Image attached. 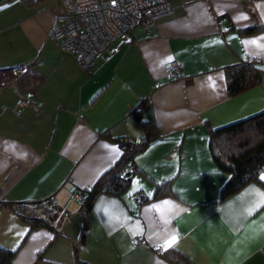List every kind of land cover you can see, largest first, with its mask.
I'll return each mask as SVG.
<instances>
[{
	"label": "crops",
	"instance_id": "0c3cea01",
	"mask_svg": "<svg viewBox=\"0 0 264 264\" xmlns=\"http://www.w3.org/2000/svg\"><path fill=\"white\" fill-rule=\"evenodd\" d=\"M170 2L150 32L138 25L86 67L49 35L60 0H0V68L30 63L39 76L23 107V94L0 82V247L14 251L9 264H175L154 244L195 264H264V178L221 197L229 174L208 146L209 125L264 108V69L233 95L224 71L243 59L264 68V27L241 31L264 24V0ZM171 59L182 78L167 75ZM144 119L156 135L134 154L137 172L119 194H95L80 239L76 190L120 157L118 138L145 135ZM169 178L171 191L152 197ZM49 198L69 211L56 232L30 228L2 204Z\"/></svg>",
	"mask_w": 264,
	"mask_h": 264
},
{
	"label": "trees",
	"instance_id": "16d2710c",
	"mask_svg": "<svg viewBox=\"0 0 264 264\" xmlns=\"http://www.w3.org/2000/svg\"><path fill=\"white\" fill-rule=\"evenodd\" d=\"M244 1L246 4L250 3V0ZM261 27H264V24L246 26L241 28V31L249 32ZM263 69L261 65L252 59H243L239 63L226 66L224 71L228 92L232 95L237 94L255 85L261 80ZM38 77L34 74L30 63L0 68V82L2 84L12 83L29 99H33L31 91L36 86ZM142 124L146 131L144 133L145 138H118L117 141L121 148L120 157L97 178L94 184L76 190L77 193L82 194V199L78 200L79 205L77 208V212L81 215L83 221L80 239L83 238L88 225V210L95 194L100 191L119 194L128 187L132 175L137 172L138 169L134 166V154L143 149L149 143L150 138L156 135L151 121L144 119ZM208 146L218 166L229 174L221 185V197L236 191L251 179L262 181L260 173L264 171V108L220 126L209 125ZM143 175L146 176L147 174L143 173ZM170 180L169 178L156 182L151 196L170 192ZM2 204L27 221L30 228L44 224L52 227L55 232L64 220L63 215L69 213L68 210H65V212L51 198L44 200H11ZM13 253V250L0 247V264H9ZM161 253L165 254L175 264H195L188 254L176 247H167Z\"/></svg>",
	"mask_w": 264,
	"mask_h": 264
},
{
	"label": "built area",
	"instance_id": "2783aa9c",
	"mask_svg": "<svg viewBox=\"0 0 264 264\" xmlns=\"http://www.w3.org/2000/svg\"><path fill=\"white\" fill-rule=\"evenodd\" d=\"M172 10L170 0H60V10L54 13L49 35L87 67L98 58H106L119 42L130 39L138 25L148 33L157 18ZM166 71L172 79L184 76L182 63L177 59L169 61ZM20 96L19 107L32 102ZM76 198L82 199V194L77 193ZM132 242L138 244L141 239L134 237ZM153 248L158 253L162 250L158 244Z\"/></svg>",
	"mask_w": 264,
	"mask_h": 264
},
{
	"label": "snow or ice",
	"instance_id": "6c2138e0",
	"mask_svg": "<svg viewBox=\"0 0 264 264\" xmlns=\"http://www.w3.org/2000/svg\"><path fill=\"white\" fill-rule=\"evenodd\" d=\"M252 43H255V41H252ZM262 178H264V177H262ZM175 239H176V237L173 236L171 238V240L168 242V246H171V244L175 242Z\"/></svg>",
	"mask_w": 264,
	"mask_h": 264
},
{
	"label": "clouds",
	"instance_id": "9594fccd",
	"mask_svg": "<svg viewBox=\"0 0 264 264\" xmlns=\"http://www.w3.org/2000/svg\"><path fill=\"white\" fill-rule=\"evenodd\" d=\"M16 89H17V88H16ZM33 101H34V100L32 99V102H31L30 104H32V103H33Z\"/></svg>",
	"mask_w": 264,
	"mask_h": 264
},
{
	"label": "rangeland",
	"instance_id": "374dc122",
	"mask_svg": "<svg viewBox=\"0 0 264 264\" xmlns=\"http://www.w3.org/2000/svg\"><path fill=\"white\" fill-rule=\"evenodd\" d=\"M172 79V78H171Z\"/></svg>",
	"mask_w": 264,
	"mask_h": 264
}]
</instances>
